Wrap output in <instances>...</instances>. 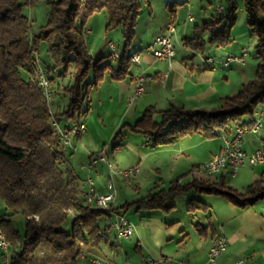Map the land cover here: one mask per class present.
Segmentation results:
<instances>
[{
  "label": "trees",
  "instance_id": "1",
  "mask_svg": "<svg viewBox=\"0 0 264 264\" xmlns=\"http://www.w3.org/2000/svg\"><path fill=\"white\" fill-rule=\"evenodd\" d=\"M34 1L0 0V196L5 204V214L0 216V231L9 248H13L8 264H79L84 249L100 252L102 230L98 220L115 208L110 205L104 210L79 200L76 178L71 168H65L74 150L70 147L68 150L51 128L48 104L36 82L37 70L41 68L37 48L45 42L51 59V66L42 68L54 95L53 104H58L55 98L60 92L67 95V102L53 113L57 124L63 129L77 127L82 122L81 116L88 111L83 110L82 105L91 84L84 80L94 67V71L97 70L92 84H97L106 68V65L97 66L88 52L84 39L86 19L103 11L105 29H120L123 51L118 57L117 69L111 72L113 79H120L128 75L131 55L126 49L135 37L141 1L43 0L49 6L47 23L29 36L30 24L22 8ZM241 2L249 33L255 39L257 64L253 78L222 98L221 104L214 109L190 111L170 107L156 111L147 108L129 127L142 135L143 144L149 147L168 144L192 133L213 137L231 126L251 127L254 124L253 111L264 103V0ZM222 8L215 21L203 23L193 36L184 37L183 45L197 51H203L207 45L225 46L237 19L236 1L224 0ZM211 29L204 39L202 34ZM58 68L60 73L56 72ZM18 69L28 73L27 80L21 78ZM68 69L71 80L65 83L64 74ZM155 114L159 115L158 122L153 119ZM126 126L122 125L114 134L111 140L114 148L120 145ZM190 188L196 193L221 195L239 207L264 197V181H255L241 192L222 180L194 179L183 185L174 179L167 189L149 191L144 197L121 207L167 213L174 206L173 200ZM13 216L23 218V234L12 222ZM68 218L71 222L66 229L64 224ZM41 244L52 245L42 256L38 254ZM143 264H147L146 259Z\"/></svg>",
  "mask_w": 264,
  "mask_h": 264
},
{
  "label": "crops",
  "instance_id": "2",
  "mask_svg": "<svg viewBox=\"0 0 264 264\" xmlns=\"http://www.w3.org/2000/svg\"><path fill=\"white\" fill-rule=\"evenodd\" d=\"M143 2L147 3L146 0H142ZM173 2L176 3L177 0H173ZM146 5L149 11L141 19L147 21V26H144V30L141 31L142 37L138 40L136 29H138L142 13L138 14L135 37L131 42L132 44L137 38V47L134 53L146 46L156 36L165 33L168 25L174 27L172 42L175 40L180 47L175 49L176 43L173 42L175 53L169 60H158L148 53H143L138 63L130 62L128 75L120 79H113L111 72L117 69L118 57L122 52L117 54V58L111 57L117 61L116 67H112L109 63L100 65H106V68L103 69V75L98 81L97 87L100 90L101 88L108 89L110 92L105 100L112 105V108L109 106L108 110L112 109L111 113L118 110L119 115L128 120L123 123V125H127L123 129L140 137L142 151L133 147L128 149L129 153L136 158L135 163L128 159L120 164L116 162V166L124 169L135 165L138 168L145 162L147 166L149 165L150 168L159 172V190L164 189L162 187L164 182H168L169 187L174 179H178V182L183 185L194 179L215 182L222 180L225 184L241 192L255 181H264V163L254 165L246 161L234 175L230 173L229 168L213 175H206L199 171L198 166L223 146L224 139L232 136L234 129L232 126L218 132L213 137H204L197 133L185 134L175 142L154 147L143 144L142 135L129 129L143 116L147 108L159 111L176 107L193 111L218 107L222 98L236 92L253 78L257 64L255 51L253 55L249 53L250 46L252 45L254 48L255 39L250 35L247 25L244 28H238L235 21L230 31V41L225 46L207 45L203 51H197L184 46L183 38L197 33V29L203 23L215 21L218 17L216 9L209 15L211 19L203 21L200 26L195 24L192 31L188 33L185 21L193 22V19L189 21L185 17L183 23L178 16L177 9L173 8L166 16L163 15L155 20L150 10V4ZM165 6L168 9V4ZM181 23L182 25H180ZM85 28L87 34H90L91 27L85 25ZM178 29L182 31L181 35H177ZM211 31L212 29L204 32L202 37L206 39ZM88 52L90 53L89 49ZM231 55L241 56L242 61H228L227 58ZM140 74L145 77L144 91L135 97L134 81L135 77ZM102 104L101 102L100 105ZM257 109V119L261 124L256 132H249L245 135L243 149L247 153L254 150L264 152V103L259 104ZM153 119L158 122L159 115L155 114ZM124 135L125 133H122L119 142L122 141ZM148 153L154 155L152 161L147 159ZM68 167L71 168L69 165ZM71 169L78 188L89 176L93 178L99 191H105L104 183L107 174L105 165L99 164L90 171L83 166L80 168L83 171V178L79 176L81 170ZM141 173L138 168L133 182L130 183L135 189H139V180H142ZM119 181L128 184L120 176L116 178V183ZM154 186L156 189L150 191L158 190L156 183ZM180 196L184 197L185 205L183 210L178 211L175 201ZM173 203L174 206L167 213L157 209L140 211V209L136 210L134 206L125 208L129 212L134 211V214L130 218H126L133 225V230L132 234L124 239H117L116 234L109 226L115 215L122 213L115 210L110 212L105 216L108 218V222L103 227L98 222L99 228L102 230L100 252L95 253L84 249L79 256V264H94L93 259L95 258L102 259L105 264H125L127 263L126 250L132 252L130 264H143V260L147 258L156 260L168 258L172 261L168 264H177L182 261L189 264H202L206 260L213 238L216 237L224 239L226 243L225 250L217 258L218 264H234L239 259H244L246 264H264V197L251 205L239 207L221 195L196 193L190 188L177 196ZM113 204L114 202L111 204L112 208H114ZM11 220L17 224L23 218L13 216ZM0 250L2 249L0 248ZM12 252L13 248H9L7 253L3 252L4 264H8V258L12 256ZM122 256L124 257L123 263ZM134 256L138 259H135Z\"/></svg>",
  "mask_w": 264,
  "mask_h": 264
},
{
  "label": "rangeland",
  "instance_id": "3",
  "mask_svg": "<svg viewBox=\"0 0 264 264\" xmlns=\"http://www.w3.org/2000/svg\"><path fill=\"white\" fill-rule=\"evenodd\" d=\"M141 1V10L139 15L141 14L140 21L138 22V29H136V37L138 40L142 37L141 34L144 30V26L146 27L147 21H143L141 18L143 15H147L149 9L147 7V3L150 4V10L153 13L154 18L158 19L161 16H166L170 13V10L175 8L177 9L178 16L182 19L181 21L184 23V18H187V14L193 17V22L185 21V24L188 28V33L192 31L194 28V25L197 24L200 26L203 21H208L211 19V16H209L212 12H217V7L219 4L223 5L224 0H177L176 3L173 2V0H146L147 3H142ZM237 4L236 8V24L238 28H244L246 26V14L244 11V8L242 6L241 0H235ZM166 4H168V9H166ZM168 10V11H167ZM49 11V6L44 3L43 0H35L33 4H26L22 8V13L25 15L28 19V22L30 24V33L29 36H32V34H36L38 30L45 26L47 23V15ZM106 24V15L103 11L95 12L91 14L85 21V25L88 27H91V33L84 35V39L86 42V45L90 51V54L93 58V61H96L97 66H100L104 63H109L112 65V67H116L117 61L113 60L110 56L111 50L108 47L107 43L112 42L115 46V52L117 54H120L123 50V41L122 36L119 28H113V29H105ZM182 25V23L180 24ZM181 29H178V34L181 35L180 31ZM136 38V39H137ZM136 39L134 42L126 49V53L132 54L134 53L135 48L137 47ZM175 44V49H178L180 45H178L175 40L173 41ZM250 46V45H249ZM144 47V46H143ZM253 50V51H252ZM36 56L38 57V66L39 67H45L46 65L51 66V59L48 56L46 52V45L45 42L40 43V45L37 48ZM249 53L251 55L254 54V48L252 45L249 48ZM250 55V56H251ZM97 68H95V71ZM94 67L91 68L88 72L87 77L85 78L84 82L89 83L88 89H87V95L84 98V102L82 105V109H88L86 114L81 116V121L85 125L84 132L77 136L71 137V143L72 147L74 148V152L68 159H69V166L73 168V170H81L83 166L86 167L88 164L89 157H95L99 155H103L107 161L111 164H113L117 169H123L116 166V162L120 164V162H125L126 160H130L131 162L135 163L136 158L131 155L128 151V149L137 148L138 150H141L140 147V137L136 134H132L129 131L123 129L122 133H125L123 136L124 138L120 142L121 144L114 149V143L111 141L114 134L121 128L123 123L125 121H128L127 119H124L123 116L119 115V111L115 110L114 113L111 110H108V107L112 105L110 102L105 101L107 100V95L110 94L108 92V89H98L97 84H92L94 80ZM18 72L23 80H27L29 75L28 73L23 69H18ZM57 73L61 72V69H56ZM70 69L67 70L66 74H64L65 79L64 82L66 83L68 79L71 80L69 77ZM37 75V73H36ZM38 79V78H37ZM39 84V82H38ZM57 105L55 103L49 102V105L52 110V115H50V126L51 128L57 132L58 134L62 135V128L59 125L60 128H55L53 124L51 123V118L55 119L53 116V113L56 108L60 107L61 104L64 105L67 102V95H63L62 92H60V95L55 98ZM101 102L103 103L102 105ZM107 102V103H106ZM124 108V107H123ZM61 129V133L58 132V130ZM61 142L63 145L68 146V142L63 143V138H61ZM142 151V150H141ZM154 155L152 153L147 154V159L152 161V157ZM87 161V162H86ZM98 163L96 166H98ZM143 162V165H140V173L142 174V180H139V189H135L132 184H125L122 181H119L116 183V178L119 177L118 175L115 176V185H116V195L114 199V210L118 213H122L125 218H130L132 214H134V211H128L125 210L123 207H121L124 202H132L136 199H140L146 195V193L152 189H156L154 186V183H156L157 189L159 188V172H156L153 168H150L149 165ZM105 165V164H103ZM106 167V165H105ZM65 168H68V165H65ZM79 176L83 178V171L81 170L79 173ZM88 177V176H87ZM86 177V178H87ZM86 178L83 180V182L86 180ZM122 178V177H121ZM77 184V183H76ZM162 186L164 189L168 188V182H164ZM81 186L78 188L79 192V200L82 204H84L83 200L81 199ZM86 205V204H85ZM175 205L177 207L178 211L183 210V207L185 205L184 197L180 196L176 199ZM90 206H94L93 204H90ZM95 207V206H94ZM182 208V209H181ZM128 209V208H127ZM143 211L144 209H140V211ZM146 211V210H144ZM5 214V204L3 199L0 196V216H3ZM70 216H73L74 214L69 213ZM71 222V218H68V220L65 222L64 227L68 229L69 224ZM98 222L101 227H103L107 222V217H100ZM112 223V221H111ZM110 223V224H111ZM20 231L21 234L24 233V220L20 222H15L14 224ZM110 226V225H109ZM111 228V227H110ZM112 229V228H111ZM114 231V229H112ZM116 234V232L114 231ZM118 239V238H117ZM52 248V245L50 244H41L38 248V254L42 256V254L48 249ZM3 250H0V264H4L3 262ZM134 255V254H133ZM136 255V254H135ZM138 255V254H137ZM132 257V252H129L126 250V260L127 263L130 264V258ZM135 257V256H134ZM133 257V258H134ZM137 257H135L136 259ZM100 259V258H99ZM138 259V258H137ZM124 261V257L122 256V263ZM82 263V261H81Z\"/></svg>",
  "mask_w": 264,
  "mask_h": 264
},
{
  "label": "built area",
  "instance_id": "4",
  "mask_svg": "<svg viewBox=\"0 0 264 264\" xmlns=\"http://www.w3.org/2000/svg\"><path fill=\"white\" fill-rule=\"evenodd\" d=\"M222 5H218L217 14L222 12ZM188 20H192L193 17L187 15ZM174 33V27L168 25L165 33L156 36L151 42H149L142 49L138 50V55L135 57H130V62L138 63L140 57L143 53H148L152 57L158 60H169L174 56V46L172 42V35ZM108 47L111 50V57L117 58L118 55L115 52V46L112 42L107 43ZM231 57V62H240L242 61L241 56H228ZM144 80L145 77L143 74H140L135 77L134 81V96H139L144 91ZM45 84V93L47 98H50V102H54V95L51 90L50 82L46 72L41 70L40 81ZM258 109L255 108L253 111V118L255 119L254 124L251 127H235L233 134L230 138L224 139L223 146L204 163L198 166L200 172L206 175H213L216 172H220L225 168H229L232 175L245 164L246 161H249L251 164L264 163V152L261 150H254L251 153H247L243 149V141L245 135L249 132H256L261 124L260 120L257 119ZM85 125L83 122H80L77 127H69L67 129L62 128V135H59L60 138H67L69 147L74 150L71 143V137L80 135L84 132ZM98 163L105 164L107 167V174L104 183V192L99 191L94 183L93 178L87 177L81 186L86 188V198L91 199V201H98L99 207H102L104 210H108L111 203L115 199L116 195V185H115V176L125 177V182L130 184L134 180V176L137 172V166L132 165L124 169H117L113 164L109 163L103 155L90 157L86 169L88 171L93 170ZM112 226H116L117 235L120 239L128 238L132 234L133 225L123 216L116 214ZM1 233V231H0ZM226 243L224 239L220 237L213 238L212 243L208 249L206 260L202 264H218V256L225 250ZM0 248L4 252H8L9 245L8 243H2L0 240ZM147 264H158V262L172 263L168 258L161 259H146ZM177 264H189L185 261L177 262ZM234 264H246L244 259H239Z\"/></svg>",
  "mask_w": 264,
  "mask_h": 264
},
{
  "label": "bare ground",
  "instance_id": "5",
  "mask_svg": "<svg viewBox=\"0 0 264 264\" xmlns=\"http://www.w3.org/2000/svg\"><path fill=\"white\" fill-rule=\"evenodd\" d=\"M217 11H218V7H217ZM174 53H175V50H174ZM137 55H138V51L133 53V54H131V57H135ZM227 60L231 61V57H228ZM41 70H42L41 68H39L37 70V78H38L37 80L38 81H40ZM38 86L42 90V93H43V95H44V97L46 99V102L49 104L50 98H47V94L45 93V84L43 82H39ZM48 113L50 115H52V110H51L50 105H49ZM51 123L53 124V126L56 129L60 128V127H58L59 125L57 124L55 119L51 118ZM60 131H61V129L58 130L59 133H61ZM59 135H61V134H59ZM65 142H68L67 138H63V143H65ZM122 179L125 181V177H122ZM81 187H82L81 190H80L81 199L83 200L84 204H87V205L93 204L97 208H102V207H99L98 201H91V199L86 198V188L84 186H81ZM110 226H111L112 229H114V231L116 232V235H117L116 226H112V223L110 224ZM117 238L120 239V237H117ZM0 240L2 241V243H7V241L5 240V237H4L2 232L0 233ZM93 263L94 264H105V262L102 259H99V258L93 259ZM163 263H165V262H161L160 264H163ZM158 264H159V262H158Z\"/></svg>",
  "mask_w": 264,
  "mask_h": 264
}]
</instances>
